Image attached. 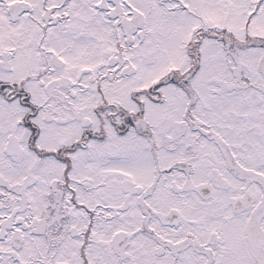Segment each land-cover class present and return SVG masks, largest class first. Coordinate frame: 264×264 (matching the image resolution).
I'll use <instances>...</instances> for the list:
<instances>
[{
	"label": "snow or ice",
	"instance_id": "6c2138e0",
	"mask_svg": "<svg viewBox=\"0 0 264 264\" xmlns=\"http://www.w3.org/2000/svg\"><path fill=\"white\" fill-rule=\"evenodd\" d=\"M0 264H264V0H0Z\"/></svg>",
	"mask_w": 264,
	"mask_h": 264
}]
</instances>
